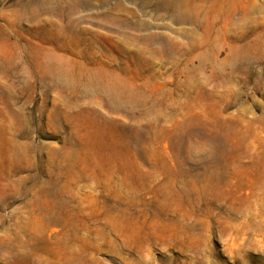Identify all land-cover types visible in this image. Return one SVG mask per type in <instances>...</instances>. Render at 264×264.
I'll list each match as a JSON object with an SVG mask.
<instances>
[{
  "label": "rangeland",
  "instance_id": "rangeland-1",
  "mask_svg": "<svg viewBox=\"0 0 264 264\" xmlns=\"http://www.w3.org/2000/svg\"><path fill=\"white\" fill-rule=\"evenodd\" d=\"M0 264H264V0H0Z\"/></svg>",
  "mask_w": 264,
  "mask_h": 264
}]
</instances>
